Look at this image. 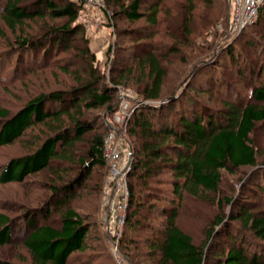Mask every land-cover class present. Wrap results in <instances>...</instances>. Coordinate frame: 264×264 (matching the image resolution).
<instances>
[{
    "label": "trees",
    "instance_id": "16d2710c",
    "mask_svg": "<svg viewBox=\"0 0 264 264\" xmlns=\"http://www.w3.org/2000/svg\"><path fill=\"white\" fill-rule=\"evenodd\" d=\"M105 5L110 21L119 13L131 23L144 19L150 40L157 33L171 39L164 49L158 41L148 40L149 49L134 55L133 62L117 76L114 73L125 51L119 42L110 74L112 86L95 66L79 22L86 11L82 1L0 0L1 103L4 92L21 86L25 76L43 67L57 66L76 79L62 88L25 91L27 101L13 109L0 103V150L26 142L22 153L8 155L0 162V186L25 185L32 179L34 186L47 193L38 206L15 205L18 216L8 213L0 199V248L11 246L20 232L18 240L33 264L95 263L94 258L84 261L81 255L88 248L92 224L75 201L85 197L83 191L88 188L92 170L107 165L106 137L95 130L87 112L97 108L113 112L112 88L137 76L143 98L156 104L141 106L132 115L130 133L135 144L119 253L129 264H264V205L252 203L247 195L252 192L260 197L261 193L264 197V178L255 182L264 177V161L258 164L259 153L252 137L264 124V2L256 21L233 38L225 55H219L221 50L210 55L166 97L162 86L170 57L194 45L218 24L227 29L231 0H106ZM199 6L203 8L200 12ZM161 15L165 19L161 20ZM37 25H41L38 33H33ZM77 36L82 37L81 49L72 44ZM241 42L243 47L252 46L253 54L259 55L260 59L255 56L258 63L242 66L235 52ZM257 45L262 53L255 49ZM62 52L82 61L81 74L61 65ZM220 58L224 66L228 65L227 72L221 76L217 72L215 78H207L202 87H196L203 67ZM216 90L226 97L213 106L202 100V95L211 97ZM187 92L191 96L182 101ZM181 102L185 103L179 105ZM37 129L39 133H35ZM87 134L86 149L79 153L76 147ZM238 168H256L248 178L251 188L248 185L237 198L224 196L205 242L197 245L178 224L184 202L190 198L213 201L210 195L220 193L225 173H235ZM228 207L232 208L229 217ZM0 264L22 263L0 258Z\"/></svg>",
    "mask_w": 264,
    "mask_h": 264
},
{
    "label": "rangeland",
    "instance_id": "374dc122",
    "mask_svg": "<svg viewBox=\"0 0 264 264\" xmlns=\"http://www.w3.org/2000/svg\"><path fill=\"white\" fill-rule=\"evenodd\" d=\"M127 1L128 0H121V2ZM105 8L106 5L103 7L102 11H99L86 6V11L80 16L79 22L82 23L84 27L85 38L88 40L94 58L96 59L95 66L99 68L101 73L107 75L106 84L108 83L109 86H112L110 74L117 60L115 56L118 52L119 42H122L125 51L120 56V61L117 64L118 71L116 70L114 73L117 76H119L120 70L124 67L127 68V66L133 62L132 57L134 55H142V53L149 49L150 41H158L159 47L164 49L163 46L171 43V39H167L162 36L161 33H157L152 37V40H150L147 37V33L144 31L148 28L144 19L131 23L124 18L123 14L119 13L116 19L110 21L109 17L106 15L108 12H106ZM113 8L117 12L119 11L118 6H114ZM202 9V6H199L198 11L200 12ZM232 12L227 29H225V26L223 27L222 24H218L216 28L208 31V34H204L199 40L194 41V45H187L181 49L179 55L170 57L167 65L168 74L162 86V95L164 97L174 92L176 86L184 80L186 76H189L196 66L199 64L201 65V63L209 59L210 55L216 54L220 50L219 55H222L223 52V55H225L226 49L231 46L234 40L233 38H236L240 32L245 29L244 28L238 33L230 28V22L233 17ZM108 15L110 16L111 13L109 12ZM160 17L161 20L165 19L163 15ZM162 25L163 27L166 26L163 23ZM40 26L41 25L34 26L32 30L33 33H38ZM25 29L28 28L25 27ZM8 35L13 34L8 32ZM81 38V36H77L75 39L76 41L74 40L75 43L74 41L72 43L75 47L77 45L78 49L83 47V43H81L82 40H80ZM239 45L240 46L235 48V52L240 56L243 67L256 64L255 62L258 63L256 57L259 55L256 53L257 56L253 54L252 46L243 47L242 42ZM110 48L111 50H109ZM255 49L258 50V53H262V49L260 50L258 45ZM59 58H61L59 62H61L62 66L66 65L69 67L68 69L77 70L79 74L82 73V61L76 60L74 56L72 57V55H68L65 52H62ZM225 66L224 60L221 58L215 64L204 66L203 68L205 69L201 77L198 78V81L195 82V86L202 87V85L208 81L207 78H215L217 72L218 76H221L223 71L227 72ZM28 76H30V79H28ZM28 76H25L27 80L21 86L15 85L10 90H7V93L4 92L5 95H3L2 103L0 101L2 106H7V104H9L8 106H11L13 109L16 105L19 106L27 101L28 94L26 93L28 91L38 92L39 90L47 91L55 88H62L76 81L74 76H66L57 66L55 68L43 67L39 71H34ZM126 80L127 83L124 81L117 87H111L115 97V110L113 112H110L106 108L91 109L87 112V118L95 124V130H98L97 132L105 134L106 139L113 135L112 142L121 147L123 156L131 153V165L133 162L132 146L135 144L133 136L130 133L132 115L137 108L145 106L146 104L152 105L153 102L155 103L156 101L151 102L143 98L141 91H139V87L141 86L137 76H132ZM191 94H193V92H191ZM189 96L191 95L187 92L182 101L186 102ZM18 97L20 98L19 101H17ZM202 97L205 103L213 106L218 102L219 98H225L226 93L222 94L218 90L211 97L208 95H202ZM185 102H181L179 105H183ZM40 129H37L35 133H39ZM89 134H91V132H89ZM89 134L83 139L84 142L78 143L76 147L77 152L82 153V151L86 149V140ZM252 137L257 153H259L258 164L261 165L262 161H264V124H260L256 128ZM25 144L26 142L24 144L16 142L14 145L1 149L0 162L3 159L6 160L8 155L22 153V148L24 149ZM255 169L238 168L235 173L226 172L221 184L220 193L210 195L213 201H196L190 198L184 202L186 203L185 208L177 218L178 224L187 234L193 237L197 245L201 246L205 242L207 229L213 221V218L219 215L222 208V203L220 202L224 196L230 195L237 198L240 197L242 193H245L248 185H250L248 188H251L252 182H250L248 178H252ZM38 178L41 180L42 176ZM110 178L111 173L107 165L104 168L92 170V174L88 180V188H85L83 191V196L85 197L75 201L81 213L89 217V222L92 224L91 234L88 239V248L81 255H84V261L88 258H94V264H129L123 255L119 253V240L126 222L125 219L128 206L125 211L124 224L121 227L117 220L119 211V205L117 203L119 202V190L110 183ZM263 178L264 177L256 178L255 182L259 180V183H261ZM34 184V180L28 179L25 185L9 183L8 185L0 186V199L4 204L3 206L7 208L8 213L11 212L14 216H18L19 213L13 210L15 205L17 208V204H20V206H23L22 204H27L32 207L40 204L43 196L47 193L39 186H34ZM247 195L252 203L255 202L259 206L264 205L262 201V199L264 200L263 194L261 195L260 193L259 197L257 196L258 194L255 196L254 193L252 194V192H249ZM225 210L229 217L232 208L228 207ZM142 213V215H145L144 217L147 216L145 212L142 211ZM233 224L237 225L235 222ZM19 233L20 232H18L15 237L17 240L13 242L11 246L0 248V258L22 264H33L31 256H29L28 252L25 251L21 242L18 240L20 237ZM72 263L74 264L75 262Z\"/></svg>",
    "mask_w": 264,
    "mask_h": 264
},
{
    "label": "built area",
    "instance_id": "2783aa9c",
    "mask_svg": "<svg viewBox=\"0 0 264 264\" xmlns=\"http://www.w3.org/2000/svg\"><path fill=\"white\" fill-rule=\"evenodd\" d=\"M80 1H82L86 6L92 9L102 11L103 7L105 6L106 0ZM263 2L264 0H231V4L233 7V17L230 22V28H232L233 31H237L239 33L244 28L252 24L257 19L260 5ZM112 136L113 135L106 139L104 157H106L107 166L109 172L111 173L110 183L119 190V202H117L119 205V211L117 220L122 227V225L124 224L125 211L128 206L127 201L129 196V189L127 177L131 168V153L126 154V157L123 156L121 147L112 142Z\"/></svg>",
    "mask_w": 264,
    "mask_h": 264
}]
</instances>
